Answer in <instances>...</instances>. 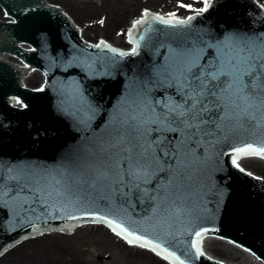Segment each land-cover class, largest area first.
<instances>
[{
    "label": "water",
    "instance_id": "obj_1",
    "mask_svg": "<svg viewBox=\"0 0 264 264\" xmlns=\"http://www.w3.org/2000/svg\"><path fill=\"white\" fill-rule=\"evenodd\" d=\"M47 2L0 0L16 20L0 22V59L7 62L2 53L20 56L47 80L44 90L21 89L17 72L0 61V248L47 227L104 216L161 244L184 264H216L192 247L195 233L205 229L204 235L229 238L264 261V181L230 162L236 147L264 142L256 121H221L222 109H214L217 115L206 117L204 131L179 152L180 133L151 131L148 140L163 141L155 145L159 162L138 178L127 172V153L110 147L134 107L131 100L142 97L157 112L166 111L169 101H182L177 53L192 64V74L210 70L230 45L264 42V11L251 0H214L185 24L166 25L149 15L132 32L136 51L110 46L114 53L84 42ZM19 42L35 51L25 53ZM36 79V73L28 77V85L37 86ZM13 96L23 99V108L7 102Z\"/></svg>",
    "mask_w": 264,
    "mask_h": 264
},
{
    "label": "snow or ice",
    "instance_id": "obj_2",
    "mask_svg": "<svg viewBox=\"0 0 264 264\" xmlns=\"http://www.w3.org/2000/svg\"><path fill=\"white\" fill-rule=\"evenodd\" d=\"M203 7L194 9L192 5L183 3L178 7L187 8L189 11L203 13L208 10L210 0H202ZM151 15L145 10L144 17ZM163 24L171 25L185 24L194 17L187 20L176 18L175 13H169L167 18L155 15L152 17ZM103 23V20L100 21ZM143 23L137 20L133 24ZM131 34V30L130 33ZM104 46L112 52L116 49L110 48L103 41L95 47ZM230 53L218 57V61L213 63L209 69H201L199 74H192V64L188 62L183 53L175 55L176 79L179 82L180 90L183 93L182 101H169L166 111L157 112L154 107H149L144 103L142 97L131 100L132 111L126 112L121 119V129L110 147L119 146L123 152L127 153L124 159L127 160V172L130 176L138 178L147 176L153 170V166L159 162L156 155V144L163 141L158 139L151 141L147 139L151 131H169L180 133L181 139L177 142L176 151L182 150L183 144L198 133L204 131V125L209 123L206 118L209 114L217 115L214 109H222L223 115L220 120H242L256 121L255 127L264 129V42L240 41L229 46ZM133 52L136 48L132 49ZM119 55H126L119 52ZM20 103L19 100L16 101ZM145 113H148L146 116ZM156 125L155 129L147 127ZM217 124V127H220ZM252 126V125H249ZM235 155L232 164L239 167L238 159L241 157L257 156L264 158V142L259 146L248 143L242 147L234 149ZM167 155V153H165ZM244 171L243 168H240ZM251 175V173H249ZM99 221L108 225L112 231L121 236L129 245H138L140 248L150 249L158 256H163L165 260H171L173 264H184L174 252L167 251L159 243H153L145 236L129 231L119 223H114L104 216L94 217V222ZM118 229V230H117ZM207 230L197 231L196 239L192 241V247L198 256L203 255L200 246V238ZM3 253H0L2 255Z\"/></svg>",
    "mask_w": 264,
    "mask_h": 264
},
{
    "label": "rangeland",
    "instance_id": "obj_3",
    "mask_svg": "<svg viewBox=\"0 0 264 264\" xmlns=\"http://www.w3.org/2000/svg\"><path fill=\"white\" fill-rule=\"evenodd\" d=\"M260 1L264 3V0ZM48 2L57 5L71 20L77 22L86 39L95 41L97 38H104L108 43L117 46H123V32L132 17L138 16V9H149L165 15L175 13L176 16H184L195 11L178 7V4L192 5L194 9L203 6L202 0H48ZM101 20L103 23H100ZM245 166L264 176V170L259 165L246 163ZM77 230L57 236L55 243H58V248L55 252L48 254L50 261L57 259L59 264H125V257L130 247L113 237L105 228L86 232H77ZM29 238L16 244H22ZM219 247L226 250L222 246ZM143 251L149 253L146 250ZM232 254L233 257L238 256V254Z\"/></svg>",
    "mask_w": 264,
    "mask_h": 264
},
{
    "label": "bare ground",
    "instance_id": "obj_4",
    "mask_svg": "<svg viewBox=\"0 0 264 264\" xmlns=\"http://www.w3.org/2000/svg\"><path fill=\"white\" fill-rule=\"evenodd\" d=\"M48 1V0H46ZM262 5V4H261ZM264 6V5H263ZM0 19L4 20L2 16ZM82 35L83 34V30ZM244 164H256L259 165L262 170H264V163L258 164V159H253L250 161L243 162ZM242 167L244 168V164ZM99 224V223H98ZM101 224V223H100ZM77 228V232L93 231L107 227H101L96 223H88L84 225L73 226L72 229ZM97 232V231H96ZM63 235L67 233H48L41 234L40 236H34L29 238L22 244L15 245L6 251H2L3 254L0 255V264H59L57 259L50 261L48 254L55 252L58 248V243H55L58 235ZM113 237L118 236L115 233H111ZM224 238L216 240L215 236H211L202 240V249L204 253L213 258L214 261L219 264H255L253 254L247 252V250L237 246L224 244ZM119 241L124 242L118 238ZM125 243V242H124ZM128 245L127 243H125ZM222 246L224 249H221ZM142 249V248H141ZM146 250V249H144ZM128 255L125 257V264H164L168 262H163L154 252L147 250L150 253L139 250V248L131 246L128 248ZM238 254V256L233 257V254ZM0 252V253H2ZM158 257H156V256ZM44 257H47L44 259ZM156 257V258H154ZM89 264V263H88ZM171 264V263H168Z\"/></svg>",
    "mask_w": 264,
    "mask_h": 264
}]
</instances>
